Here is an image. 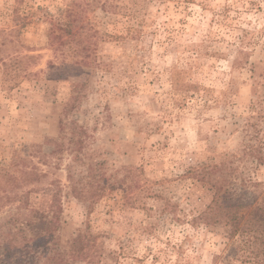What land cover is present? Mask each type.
I'll return each instance as SVG.
<instances>
[{
    "label": "rangeland",
    "instance_id": "374dc122",
    "mask_svg": "<svg viewBox=\"0 0 264 264\" xmlns=\"http://www.w3.org/2000/svg\"><path fill=\"white\" fill-rule=\"evenodd\" d=\"M71 4L86 47L77 56L74 41L49 36ZM62 127L64 152L39 160ZM259 157L264 0H0V225L19 237L45 233L58 187L68 264H264L253 232L193 221L214 189L190 175L222 164L224 199L252 202ZM15 158L45 176L14 188L2 175ZM90 165L124 187L75 197L68 175L87 191ZM53 242L22 264H40Z\"/></svg>",
    "mask_w": 264,
    "mask_h": 264
},
{
    "label": "trees",
    "instance_id": "16d2710c",
    "mask_svg": "<svg viewBox=\"0 0 264 264\" xmlns=\"http://www.w3.org/2000/svg\"><path fill=\"white\" fill-rule=\"evenodd\" d=\"M82 16L76 10L74 5L67 6L64 18L62 20L55 21L53 23L49 36L52 38V43L60 41L61 44H68L74 41L78 45V30L80 29V23ZM66 36L67 38H64ZM79 46V45H78ZM59 47V45L57 46ZM80 47V46H79ZM74 47V56L79 55L82 50L86 47ZM82 64H87L85 60L80 59ZM71 106L67 108L66 111H70ZM66 113V112H65ZM68 113V112H67ZM63 127L61 130V136L53 139H47L46 143L53 145V150L51 153L40 155L39 160L48 162V157L51 155H60L66 149L65 142L62 139ZM77 144H82V139H77ZM39 146V145H38ZM42 147V146H41ZM38 147V148H41ZM70 148V147H68ZM82 149V146L78 147ZM73 150V149H71ZM39 149L33 151V154L38 153ZM78 156V155H76ZM21 159L13 160V170H8L2 175L8 184H13V187H21L26 183L39 182L44 173L39 172L37 168L20 166ZM259 162L264 164V157H259ZM224 165H203L199 168H192L190 170V175L200 181H203L211 185L214 189V195L208 206L200 212L193 221H201L209 225L225 224L228 226V234L233 238L237 234H248L253 232V242L258 243L259 246H264V188L259 189L256 197L253 198L252 202H243L242 199L235 198L231 202H227L224 199V195L228 192V184L231 180L229 173H225ZM131 169H129L130 171ZM94 166L90 165L86 177L90 182V189L85 191L87 183H83L82 179H76L73 174L68 175V179L71 183V193L78 198H90L91 203L94 200L99 199V197L107 190V187L111 190L113 188H123V185L113 182L108 185V179L104 177V180H100L96 172H94ZM101 182V183H100ZM80 183V184H79ZM253 186H264V182L261 181H251ZM130 190V187L128 191ZM124 197H126L127 188L124 189ZM51 197V203L49 204V210L51 212V217L48 219V224L45 233L37 238L27 239L19 237V231H15L11 226L6 224L0 225V249L3 253V262L5 264H22L23 257L29 254H35L36 249L40 247L41 244L46 245L48 241H54L50 246L44 247L42 253L44 258L40 264H68L67 253L59 248L58 237L56 232L60 230L61 227V212L62 205L60 200V189L56 188L53 191ZM258 195L260 200H258ZM7 199L11 197L7 194L5 195ZM3 198V197H2ZM94 198V200H93ZM242 212V210H244ZM249 235V234H248ZM24 239L32 241L23 243ZM30 246V248H29ZM34 249V250H33ZM32 252V253H30ZM260 252V250L258 251ZM84 254V253H82ZM17 255V257L15 256ZM74 256V254H73ZM37 257V256H36Z\"/></svg>",
    "mask_w": 264,
    "mask_h": 264
}]
</instances>
